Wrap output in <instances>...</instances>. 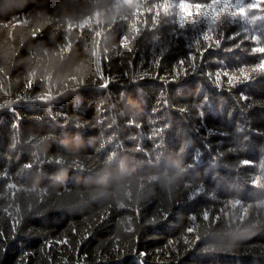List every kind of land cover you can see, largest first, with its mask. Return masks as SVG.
I'll return each instance as SVG.
<instances>
[{
    "label": "trees",
    "instance_id": "16d2710c",
    "mask_svg": "<svg viewBox=\"0 0 264 264\" xmlns=\"http://www.w3.org/2000/svg\"><path fill=\"white\" fill-rule=\"evenodd\" d=\"M0 264H264V0H0Z\"/></svg>",
    "mask_w": 264,
    "mask_h": 264
}]
</instances>
